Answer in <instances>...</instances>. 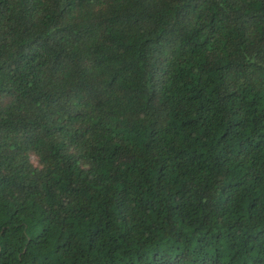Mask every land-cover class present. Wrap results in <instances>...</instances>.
I'll use <instances>...</instances> for the list:
<instances>
[{
  "label": "trees",
  "instance_id": "16d2710c",
  "mask_svg": "<svg viewBox=\"0 0 264 264\" xmlns=\"http://www.w3.org/2000/svg\"><path fill=\"white\" fill-rule=\"evenodd\" d=\"M0 264H264V0H0Z\"/></svg>",
  "mask_w": 264,
  "mask_h": 264
}]
</instances>
